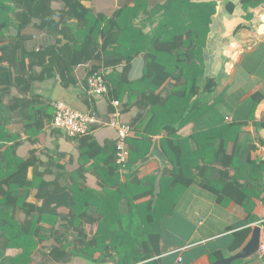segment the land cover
Segmentation results:
<instances>
[{"label":"trees","instance_id":"1","mask_svg":"<svg viewBox=\"0 0 264 264\" xmlns=\"http://www.w3.org/2000/svg\"><path fill=\"white\" fill-rule=\"evenodd\" d=\"M84 1L89 0H0V264H161L156 259L162 254L159 221L171 191L199 184L214 192L218 203L225 200V189L235 193L231 199L238 204L247 199L240 177L229 179L235 157L227 154L224 141L213 155V163L222 166L218 170L194 164L189 139L177 138L200 109L213 106H207L212 102L206 98L217 83L205 76L202 57L217 3L165 0L154 15L160 18L156 32L149 37L135 23L148 0L126 4L112 16L87 9ZM263 4L239 0L237 6L247 12ZM235 9L229 1L227 11ZM137 41L147 47L136 50ZM139 56L145 61L143 77L129 81L130 66ZM82 66L85 89L89 75L113 70L105 76L107 99L138 106L136 122L145 120L141 131L131 124L124 165L118 163L117 142L100 146L90 134L69 137L80 152L79 168L71 173L58 165L55 172V157L46 154L44 161L37 149L55 107L36 84L53 81L66 90L79 88L76 71ZM121 66L123 72L116 73ZM84 96L85 111L98 112L94 97L87 91ZM214 129L206 131L208 147L216 143ZM158 134H163L161 143L172 163L159 183L156 176L139 179L134 171L149 155L151 136ZM26 143L33 147L27 159L18 154ZM255 169L262 171L257 165ZM51 172L55 178L48 180ZM87 173L96 174L100 190L87 186ZM213 181L226 185L218 190ZM33 192L41 205L29 202ZM61 208L68 212L60 213ZM248 233L235 234L241 240L235 250Z\"/></svg>","mask_w":264,"mask_h":264},{"label":"crops","instance_id":"2","mask_svg":"<svg viewBox=\"0 0 264 264\" xmlns=\"http://www.w3.org/2000/svg\"><path fill=\"white\" fill-rule=\"evenodd\" d=\"M137 1L139 0H89L84 1L83 5L96 13L112 16L117 9ZM213 1L217 3V9L210 25L202 62L205 76L216 79L215 91L221 94L223 101L222 112H218L219 119L214 124L216 128L212 130L215 131L216 143L208 147L205 134L206 131L213 129V125L206 110L201 109H198L199 112L189 124L181 128L177 138L189 139L187 150L192 153L194 164L198 161L200 166L209 165L218 170H222V166L218 162L213 163V155L222 144L220 142L224 141L227 154L230 156L234 154L235 157V169L230 168L229 179L240 177L239 183L245 186L247 199L243 204H238L231 199L234 192L225 189L221 194L226 198L223 203H218V196L199 184L171 191L166 197L168 200L165 204V214L159 221L162 254L156 259L161 264H214L233 257L247 245L257 227L260 228L261 247L264 245V4L246 12L241 6H237L239 0ZM229 1L236 4L233 13L227 11ZM164 4L165 0H148L145 8H139L135 23L141 28L142 35L152 37L155 34L160 18L154 15ZM144 46L142 42L137 41L134 48L142 50L147 47ZM144 66L145 61L141 56L135 58L128 73L129 81L138 82L143 77ZM81 70L76 72L79 88L72 87L66 90L53 81H47L36 84L37 92L47 99H52L53 106L62 101L76 110L85 111L87 110L84 102L85 78L82 74L84 71ZM112 71L105 72V76ZM122 72L123 66L116 71L118 74ZM116 77L117 75H114V78ZM94 99L101 120L110 121L112 114L116 112L112 102L105 97ZM124 99H127V93ZM136 101L135 96L132 103ZM127 102L125 100L119 105L120 121L130 126L135 124V129L141 131L145 119L136 122L141 111L138 106L131 103L125 105ZM211 108L215 109L213 106ZM48 130L49 127L46 129V136L51 141L40 151V154L42 152L45 155L39 156L44 161H48L46 154L54 156L57 160L55 172L58 165L64 167L67 172H75L80 165L77 143L63 131ZM91 134L100 146L116 142L118 136L115 128L102 125L95 126ZM151 137L153 143L149 153L154 143L158 141L161 151L169 161L168 148L161 143L163 134ZM196 138L198 141H195ZM32 149L33 147L26 143L19 149L18 154L27 159ZM169 164L168 168H172L170 161ZM256 165L262 168V171L256 170ZM32 175L33 170L29 173L30 177ZM162 175L160 163L155 159L138 170L139 179L156 176L157 183ZM214 176L215 179L218 178L217 173ZM54 178L52 172L47 176L48 180ZM86 180L90 188L101 189L96 174L87 173ZM214 181L212 186L218 190H222L226 185L225 182ZM115 198H119V195H115ZM29 202L41 205L35 198V192L30 196ZM127 208V202L124 201L122 210L126 211ZM59 211L68 212L65 208ZM245 229H248L249 233L240 248L235 250L236 244L241 241L235 234ZM17 253L18 251H15V254ZM76 261L81 260H75L71 264ZM232 264H264V254L260 249L257 254Z\"/></svg>","mask_w":264,"mask_h":264},{"label":"built area","instance_id":"3","mask_svg":"<svg viewBox=\"0 0 264 264\" xmlns=\"http://www.w3.org/2000/svg\"><path fill=\"white\" fill-rule=\"evenodd\" d=\"M85 68L79 67L76 72ZM86 91L91 97H105L109 93L108 82L104 73H94L86 78ZM116 112L112 121H103L98 112L93 110L79 111L65 102L59 101L54 107V118L50 127L63 131L67 137L78 138L90 135L95 125L109 126L117 131L118 163L125 164L129 158L128 138L132 135V127L120 121L119 102H112ZM264 254V245L261 247ZM181 260V259H180Z\"/></svg>","mask_w":264,"mask_h":264},{"label":"water","instance_id":"4","mask_svg":"<svg viewBox=\"0 0 264 264\" xmlns=\"http://www.w3.org/2000/svg\"><path fill=\"white\" fill-rule=\"evenodd\" d=\"M158 160L160 163V166L162 170L165 168L170 167L169 161L167 156L161 151L159 147L158 141L154 143V147L149 153L147 157H145L143 160H141L135 167L134 171L139 170L141 167L146 165L151 160ZM261 249V243H260V228L257 227L254 230V233L252 235V238L247 243V245L236 255L230 258L222 259L220 261H217L214 264H232L236 261L247 259L255 254H257Z\"/></svg>","mask_w":264,"mask_h":264},{"label":"rangeland","instance_id":"5","mask_svg":"<svg viewBox=\"0 0 264 264\" xmlns=\"http://www.w3.org/2000/svg\"><path fill=\"white\" fill-rule=\"evenodd\" d=\"M206 99H207L208 103L210 101L212 102V103L207 104V106H211V104H213V107L215 108L214 110H211L213 108L207 107L206 112H207L208 117L210 119V123L213 125V128H216L214 124H216L217 120L219 119L218 112L221 113L222 107H223L222 96H221V94H219L215 91L213 94L208 95ZM113 116L114 115L112 114L111 121L113 119ZM52 129L53 128H49L48 131H52ZM47 133H49V132H47ZM50 141H51L50 138L45 135V138L43 137L42 142L37 146V149L39 150V152L41 151L42 147L46 146V143H50ZM40 156H42V157L44 156L42 154V152H41ZM74 264H89V263L85 262L84 260H81V261H76Z\"/></svg>","mask_w":264,"mask_h":264}]
</instances>
